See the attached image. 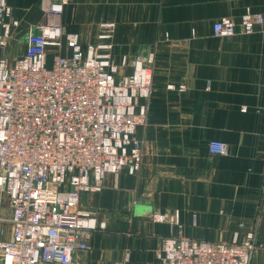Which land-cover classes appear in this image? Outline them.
<instances>
[{"label": "crops", "instance_id": "0c3cea01", "mask_svg": "<svg viewBox=\"0 0 264 264\" xmlns=\"http://www.w3.org/2000/svg\"><path fill=\"white\" fill-rule=\"evenodd\" d=\"M47 2L7 0L18 21L7 41L10 60L22 54L28 31L47 20ZM247 8L263 23L240 34ZM224 17L238 32L214 37L212 26ZM105 22L114 24L115 64L152 60L151 91L138 100L145 106L135 133L142 160L135 173L121 169L103 178L100 191L81 193L78 207L97 228L69 264H157L165 238L241 241L255 224L259 246L250 264H264V0H68L61 20L84 46ZM214 140L229 153L211 156ZM6 207L1 240L12 232ZM175 212L176 224L152 218Z\"/></svg>", "mask_w": 264, "mask_h": 264}, {"label": "built area", "instance_id": "2783aa9c", "mask_svg": "<svg viewBox=\"0 0 264 264\" xmlns=\"http://www.w3.org/2000/svg\"><path fill=\"white\" fill-rule=\"evenodd\" d=\"M66 2L48 0L47 20L28 31L22 54L9 61L4 50L18 21L7 0H0V189L12 211L11 236L0 239V264H69L97 228L78 207L81 193L98 192L106 175L121 169L133 174L141 165L135 133L145 106L138 100L152 88L151 57H122L115 64L112 22L100 24L96 42L82 45L79 34L65 33L60 22ZM262 23L247 8L239 33L250 34ZM212 30L214 37L238 32L226 17ZM125 68L128 73L121 72ZM207 147L211 156L229 153L221 141ZM152 218L178 223L177 212ZM256 227L241 241L236 235L231 242L165 238L157 264H250L259 246Z\"/></svg>", "mask_w": 264, "mask_h": 264}, {"label": "rangeland", "instance_id": "374dc122", "mask_svg": "<svg viewBox=\"0 0 264 264\" xmlns=\"http://www.w3.org/2000/svg\"><path fill=\"white\" fill-rule=\"evenodd\" d=\"M68 5V0H67V2H66V4L64 5V7H63V11L64 12H62V15H61V17H60V19L63 21V19H64V17H65V7ZM61 20H60V22H61ZM15 47H19V49H23L22 48V45L20 46L19 44H17ZM12 53H14V51L11 49V47L10 46H8L7 48H6V50H5V55L6 56H12L13 54ZM54 53V49L53 48H49L48 49V54L49 55H52ZM9 61H12V60H10V59H8ZM6 203H7V198H6V195H5V193L0 189V220H1V222H0V225L2 226H4V225H9V223H8V219H7V216H8V214H9V211H8V209H7V207H6ZM9 229H10V226H9Z\"/></svg>", "mask_w": 264, "mask_h": 264}]
</instances>
